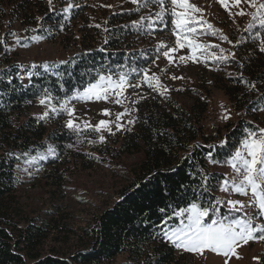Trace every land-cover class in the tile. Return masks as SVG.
<instances>
[{"label":"trees","instance_id":"1","mask_svg":"<svg viewBox=\"0 0 264 264\" xmlns=\"http://www.w3.org/2000/svg\"><path fill=\"white\" fill-rule=\"evenodd\" d=\"M35 1L0 0V23L7 19L21 28L0 36V264H115L118 258L119 264H194L163 231L179 224L174 213L193 200L225 201L220 186L231 180L225 161L249 131L264 129V52L259 50L264 29H258L260 38L257 29L246 31L255 9L244 3L246 15L229 25L215 23L233 43L225 41L227 60L213 61L218 73L213 87L239 117L209 130L205 98L187 104L143 80L141 70L158 55L145 39L164 29L158 24L149 32L134 25L147 17L143 8L97 16L86 26L88 34L80 22L86 0H37L46 1L45 11L36 9ZM69 4L74 7L65 13ZM206 32L208 44L222 41L221 32ZM69 36L71 53L38 63L17 61L7 41L19 38V46L29 47L38 39ZM109 72L113 78L128 73L131 83L142 84L134 128L97 133L77 122V132L65 126L70 118L65 112L40 119L48 110L39 103L45 92L54 103L62 101ZM48 147L55 155L40 160ZM209 152L220 163H212ZM94 193L105 195L108 204L85 211L84 195ZM219 208L217 216L228 214L226 204ZM242 214L234 211L231 217Z\"/></svg>","mask_w":264,"mask_h":264},{"label":"snow or ice","instance_id":"2","mask_svg":"<svg viewBox=\"0 0 264 264\" xmlns=\"http://www.w3.org/2000/svg\"><path fill=\"white\" fill-rule=\"evenodd\" d=\"M130 2L137 5V11L142 8H147L150 5L159 6V10L154 15L141 17L139 21L133 22L134 25H139L141 28L146 27L149 32L154 31L155 26L158 24H163L164 27H167L165 17L168 15L172 17L171 23L174 25V34L177 37L176 44L175 46H169L161 43L160 48L157 49L158 55L156 59H159L160 55H163L168 59L169 63L174 62L177 58L181 62H186L184 56H174L179 49L184 47L191 50V55L187 59L193 62H200L201 56L204 57L205 63L209 60L221 62L228 59V56L223 55L224 49L220 48L219 45L201 44L191 38L203 30L205 25L208 30H211L212 35H216L219 30L214 29L210 23L203 20L202 9L190 3V0H130ZM218 2L225 10H229L230 4L239 6L241 0H218ZM244 2L249 7L255 9L251 14L252 21L249 23L246 31L257 29L254 35L260 38L261 33L258 29H264V2H258V0H244ZM51 3L52 0H49V4ZM169 4L171 5L170 8L168 7ZM73 7L74 5L69 4L63 11L67 13ZM197 13L200 15L197 16ZM229 14L232 15L230 11ZM236 14L241 16L246 15L243 10H240ZM97 27L99 26L97 25ZM202 34H207V32H202ZM219 39L227 41L230 44L233 43L222 32L219 34ZM259 42L262 45L259 50L264 52V39H259ZM17 43H20L19 38L17 39ZM239 43L240 41L236 42V44ZM211 48H219L220 54L217 55L215 52H210L209 49ZM141 71L143 73V80L148 83L149 87H152L154 90L157 88L163 89V92L160 93L161 95L168 91L165 86L159 83V78L155 74L149 77L148 70ZM113 76L114 74L111 72L99 74L95 82L89 83L82 90H77L74 95L66 97L62 101H56L55 103L53 102L55 98L45 92L44 96L39 100V103L46 106L48 110L42 113L40 119L47 118L49 113L60 115L61 112H65L70 117L65 126L79 132L80 125L77 123L75 117L76 108L73 101H107L109 96L112 95L116 97L114 102L121 104V97H123L126 88L135 89L142 87L141 83L132 84L128 73L121 72L115 74V79ZM172 79H183V77L172 76ZM153 81H155V84H153ZM252 87L254 88L255 85H252ZM102 114L111 116V112L108 109H103ZM125 114H117L116 121H120ZM111 123L110 120H100L98 124L93 126L85 121L84 127L92 128L97 133L106 130L110 134H114L110 126ZM129 123H133V121H129ZM122 127V124H116L117 131ZM99 139L103 142L105 137L101 135ZM48 155H55V149L53 147H48L45 154L40 155L39 159H47ZM35 159L34 157L33 161ZM208 159L214 164L220 163V161L212 157L210 152ZM33 161H29V163ZM225 163L230 165L236 175L231 180L224 179L220 190L223 192L231 191L244 196L248 195L250 191L253 199L247 204L238 200L234 201L229 199L227 201H221L216 199L214 203L209 202L208 205H202L196 200H193L187 207L180 208L174 213L179 218V224L163 231L165 238L175 247L198 253H203L204 250H211L225 257H229L231 254L239 258L236 254V248L241 246V242L246 244L249 240L253 239L264 240V223H254L255 220L264 217V129L249 131L245 139L241 141L240 147L235 150L234 154ZM207 180L208 177L206 175L203 176L204 191H208ZM221 204H226L228 214L217 216L216 214L219 213V206ZM253 206L258 208V214L256 216H249L247 213H243L239 218L231 217L232 212H243L244 208ZM161 211L163 212L165 210L161 209ZM210 213L213 216L209 220ZM257 233L260 234L256 235ZM225 264H227V261Z\"/></svg>","mask_w":264,"mask_h":264},{"label":"rangeland","instance_id":"3","mask_svg":"<svg viewBox=\"0 0 264 264\" xmlns=\"http://www.w3.org/2000/svg\"><path fill=\"white\" fill-rule=\"evenodd\" d=\"M37 1V0H36ZM35 1V3H36ZM86 6L85 15L83 16V33H91L89 28H86L87 25L92 24L94 19L97 16L100 18H106L109 13H118L122 10L128 9H137V5H134L130 0H86L84 1ZM190 3L196 5L202 9L203 20L210 23L213 27H219V32L224 33V29L220 25L215 24L217 21L229 25L233 20L237 19L238 13L242 5L245 3L244 0H241L239 6L229 5V10H225L218 0H190ZM39 8H36L40 11H45L47 9L46 1H37ZM170 8L171 5L169 4ZM159 10L158 5H150L147 8H143L142 12L145 16L154 15ZM229 11L232 15L229 14ZM197 16L200 14L197 13ZM90 18V19H89ZM77 19H74L71 23L77 24ZM167 21V27H164L163 31L158 34H152L145 39V44L148 48H155L156 50L160 48V44L164 43L169 46H175L176 44V35L174 25L171 23L172 17L170 15L165 17ZM88 31H87V30ZM207 26H204V29L198 32L197 35L191 37L201 44H208V32L207 34H202L206 32ZM21 31V28L18 24H9L6 19L4 22L0 23V36L4 32H14ZM69 32H66L68 34ZM25 38H21V40ZM72 39V36H69L67 39L58 38V40L48 42L35 40L34 43L27 46H19L17 39L8 38L7 41L10 42L8 47L14 48L12 56L16 58L17 61L21 63H38L46 62L49 60H56L60 57L66 56L68 53L72 52L71 47L67 44L68 41ZM221 48H225L226 42L220 41L218 44ZM161 51H163L161 49ZM210 52L220 53V51ZM191 55V50L187 47L181 48L177 53L174 54L175 57L184 56L186 62H181L178 58L174 62L169 63L168 59L163 55H160L159 59H156L155 62L151 63L148 67V75L151 77L155 74L159 78V83L165 86L168 91L163 94L171 95L174 98H180L185 101L187 104H192L198 102V98H205L208 104V109L205 114L207 118V125L209 130H212L215 126L218 125H227L230 122L236 120L239 116L236 112L232 110L228 100L222 95V93L216 90L213 87L214 78L218 75L216 68L217 66L213 65V61L209 60L207 63L204 62V57H200V62H193L190 59H187ZM172 76L183 77V79H172ZM115 79V78H114ZM134 84V83H132ZM155 84V81H153ZM158 92H163V89L157 88ZM143 91L140 88H126V91L123 94L122 103L116 104L114 100L115 96L110 95L107 101H74L73 104L76 108L75 117L77 122L84 123L85 121L89 122L91 125H96L100 120H110L112 129L116 130V124L120 123L123 127L118 131H125L126 129H132L135 127V117L137 111V103L139 101L140 95ZM135 101V103H133ZM103 109H108L111 112V116H105L102 114ZM119 113H126L120 121H116V115ZM264 115V114H263ZM227 117V118H225ZM133 121V123H129ZM106 130H102L104 132ZM117 131V130H116ZM230 179L235 177V173L232 168L229 166L228 172L226 174ZM87 194V193H86ZM84 195L85 198L81 202V208L85 211H99L102 208L107 206L106 196L103 194H92ZM223 196L225 201L238 200L247 204L253 199L251 192L249 194L239 195L231 191L224 192ZM108 198V197H107ZM108 200V199H107ZM23 202H30L29 199L23 198ZM34 204L36 200H33ZM243 213H247L249 216H256L258 214V208L246 207L243 209ZM254 223H264V217L257 219ZM257 233L256 235H259ZM182 249V248H180ZM184 250V249H183ZM190 253L191 258L193 259L194 264H264V240L253 239L249 240L246 244L241 242V246L236 248V255H231L225 257L222 254H217L211 250H204L203 253L192 252ZM120 259L116 261L115 264H119Z\"/></svg>","mask_w":264,"mask_h":264}]
</instances>
